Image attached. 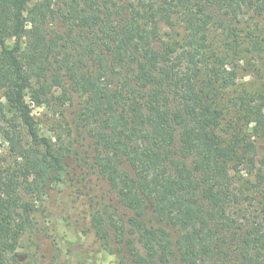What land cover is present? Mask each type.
I'll return each mask as SVG.
<instances>
[{
  "label": "trees",
  "instance_id": "obj_1",
  "mask_svg": "<svg viewBox=\"0 0 264 264\" xmlns=\"http://www.w3.org/2000/svg\"><path fill=\"white\" fill-rule=\"evenodd\" d=\"M259 18L264 0H0V264L71 162L116 198L90 230L119 264H264V99L227 97L244 57L264 75ZM75 102L67 146L39 134L33 106Z\"/></svg>",
  "mask_w": 264,
  "mask_h": 264
},
{
  "label": "rangeland",
  "instance_id": "obj_2",
  "mask_svg": "<svg viewBox=\"0 0 264 264\" xmlns=\"http://www.w3.org/2000/svg\"><path fill=\"white\" fill-rule=\"evenodd\" d=\"M254 23L251 20L245 22L244 33L252 26L257 28L256 34L264 37V18ZM236 74L234 86L227 94L228 99L243 96L252 98L253 92L262 96L261 100L264 99V75L256 70L252 57L243 58L236 68ZM75 105L76 102L60 109L33 106L32 115L39 134L61 146H67V134H70L68 126L73 123ZM232 116L228 115L227 119ZM77 135L78 131L73 127L71 137ZM6 154V142L0 137V156ZM73 165L71 162L72 168L66 176L63 191H51L43 204V211L37 214L35 230L21 240L19 251L22 264H119L117 255L105 249L90 230L91 201L98 202V207L104 204L112 207L117 204L116 198L97 175L89 173L83 180L82 174L87 171ZM70 176L72 181H69ZM71 183L77 184L80 191Z\"/></svg>",
  "mask_w": 264,
  "mask_h": 264
}]
</instances>
